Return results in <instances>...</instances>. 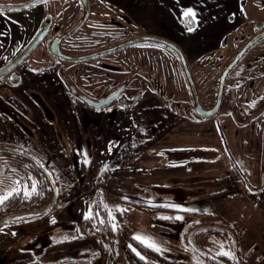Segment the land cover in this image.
Instances as JSON below:
<instances>
[{
	"label": "rangeland",
	"instance_id": "rangeland-1",
	"mask_svg": "<svg viewBox=\"0 0 264 264\" xmlns=\"http://www.w3.org/2000/svg\"><path fill=\"white\" fill-rule=\"evenodd\" d=\"M27 1L0 0V4ZM42 2L54 7L47 15L58 24L52 32L64 30V25L76 16V23L86 16L84 24L62 42V50L69 55L113 47L138 36L165 39L196 53L203 49L201 54L205 53L195 57L192 54L187 61L204 107L213 103L218 77L227 62L257 32L259 24L264 27V0L237 2L240 6H235L234 11L242 21L232 18L235 28L222 38L213 29L196 33L179 30L175 18L179 5H167L165 13H158L161 6L154 5L157 0H87L86 12L85 8L79 9L77 0ZM211 2L208 0L207 5ZM193 5L198 16L207 15L204 0L193 1ZM231 7L229 3L227 11ZM223 11L218 5V13ZM146 14L155 17L149 22L157 23L160 29H149ZM49 39L42 38L16 68L0 76V191L15 186L17 180H27L30 189L31 177L39 181L45 174L54 195L52 203L40 212H18L0 224V264H128L124 249L134 232L149 234L163 245L162 252H158L167 260L163 264H197V259L205 263L208 256L217 255L219 241H227L224 247L235 253L237 259L228 257L232 263L264 264V186L252 191L256 187L252 185H259V176H264V108L247 114L254 104L264 101V36L244 52L227 74L224 89L231 92L227 107L224 105L212 119H202L201 123L193 113L180 60L165 43L145 39L105 53L65 59L44 49ZM135 94L174 98L164 103L169 108H165L168 132L165 133L164 118L152 119L157 123L147 128L152 136V141L144 143L148 155L140 159L150 165L163 164L165 157L156 150L187 146L185 153L169 156L172 160L185 158L187 163L183 169H170L165 175L159 167L148 168L145 177H136L143 179L140 182L151 181L154 185L165 180L163 187L148 194L155 203L130 198L128 201L134 205L125 206L126 217L116 218V230L109 222H97L87 231L83 222L84 238L80 239L76 231L89 203L99 202L101 197L110 206L119 203L111 190H95L92 182L108 177L112 163L124 153L122 129L127 130L130 122L112 112V102L88 106L82 100L132 98ZM152 115L161 116L155 111ZM85 150L90 158L87 161ZM83 162L87 166L84 170ZM105 163L108 166L102 172ZM227 171L234 175L233 179L225 175ZM231 182L233 191L227 193ZM168 202L183 203L199 211L182 212L184 220L165 219L158 215L159 211H150L162 209L174 216L176 210L164 206ZM64 236L73 238L60 239ZM194 255L197 259H193ZM145 264L161 263L148 259Z\"/></svg>",
	"mask_w": 264,
	"mask_h": 264
},
{
	"label": "crops",
	"instance_id": "crops-1",
	"mask_svg": "<svg viewBox=\"0 0 264 264\" xmlns=\"http://www.w3.org/2000/svg\"><path fill=\"white\" fill-rule=\"evenodd\" d=\"M156 1V0H155ZM193 1L197 0H157V2L154 5H159L161 6L160 11L158 13H165V8L167 5L175 4L179 5V9L177 10V15H176V22L179 26L178 29H184L189 31L188 29L190 27L193 28L192 33H196L199 31H204L206 29H213L219 32L218 38H222L226 35L227 32L233 30L235 28V24H231L232 18H237V20L240 22L242 21L241 18L242 16L240 14H236L234 11L235 6H239L237 4L241 3V0H212L210 5H207L208 0H204V6H205V11L207 15L199 16V20L196 22V26H193L192 24L187 26L182 18L184 17L180 11L182 7H194ZM199 1V0H198ZM236 2V3H235ZM232 5V7L227 11V5ZM190 4V5H189ZM218 5H221L223 8V12L218 13ZM162 6L164 7L162 9ZM169 8V7H168ZM43 8L38 6L29 10L21 11V12H6L3 13L0 12V65L6 62L15 52L21 48L31 37L33 32L36 30V28L39 26L42 17L44 16L43 14ZM15 18V19H14ZM155 18V17H153ZM152 17H148L146 14V22L149 24V29H160V27H156L157 23L152 24L149 22V20L153 19ZM166 19V18H165ZM239 23H236V25ZM158 26V25H157ZM162 33V32H161ZM9 48V50L6 52V49ZM200 49L198 53L193 50H190L188 48H183V51L185 53L186 58L188 59V56H200L201 54ZM205 53V51H202V54ZM3 54L5 56L3 57ZM197 54V55H196ZM201 54V55H202ZM194 60V59H193ZM189 61V60H188ZM112 98V97H110ZM123 100H127V104L122 103V102H115L113 101L115 99L112 98V100L108 103H114L111 106L110 109L113 108L112 112L115 111L114 113L118 114L117 117L123 118V119H128L130 122H128V129L123 130V134L121 136V139L123 140L122 143L125 146L124 148V153L122 155H116L117 160L112 163V171L110 170V173L108 174V177L105 176L104 180L103 177L101 179H93V185L95 187V190H111L113 193V196L116 198L115 200H118V204L128 206L132 203H130L128 200H124V196H128L130 198H139L141 202L146 204V196L150 197L151 192L153 190H157L156 188L163 187L165 185V180L159 181L152 184L151 181L147 182H140L139 180L143 179H137L136 177H145V171L148 172L150 168L154 167H159V172L160 173H170V169H176L180 170L183 169L185 164L187 163V159H171L169 156L171 154L176 155L179 152H184L187 150V146H179V147H174V148H165L161 150H156L157 152H160L161 156L165 157V163H160V164H146L144 163V159H140L141 156H144L147 154L146 148L144 143L148 141H152V136L151 133L148 131V127L150 124L155 123L153 125H156L157 122H153L152 119H162L164 118V123H165V133L168 132L167 126H168V118L165 119V108L169 110L168 106H165L164 103H167L169 101H174V98H164L162 95H153V96H141V95H134L132 98H127V97H121ZM190 101V100H189ZM107 103V104H108ZM154 103V105H153ZM158 103V104H157ZM105 104V105H107ZM123 105V107H121ZM155 112L160 113V117H154L152 114ZM193 111V110H192ZM113 113V115H114ZM193 113H195L193 111ZM196 115V113H195ZM198 123H201L202 119L196 115ZM132 119V121H131ZM209 118H205L203 120H206ZM152 121V122H151ZM149 123V125H147ZM132 124H134L135 128H132ZM131 125V127H130ZM219 134L222 135L220 132ZM134 152H138L136 155L132 154ZM159 154V153H158ZM159 154V155H160ZM148 155V154H147ZM132 156V158H130ZM126 158V162L124 161ZM99 158L96 157V160ZM199 159V158H198ZM194 161V159H192ZM200 161V159H199ZM198 162V161H196ZM195 162V163H196ZM119 165V167H116ZM231 166V165H230ZM86 164H82V169L84 170L86 168ZM111 168V167H110ZM149 168V169H148ZM166 171V172H165ZM241 170L238 169V174L241 173ZM137 172H140L141 175L137 174ZM158 172V173H159ZM229 178L234 177V175H228V171L226 174ZM240 180L243 182L244 176L242 174L240 175ZM232 183H230V188L226 192L231 193L233 191L232 189ZM112 186V188H109ZM167 188V186L165 187ZM125 191H128V194L124 193ZM149 194V195H148ZM167 194V193H166ZM54 196V195H53ZM134 196V197H133ZM53 201V199H52ZM162 201H159V203ZM52 203V202H51ZM134 205V204H132ZM136 206V205H135ZM138 207V206H137ZM141 207V206H140ZM142 208L147 209V207L142 205ZM113 215L116 218H122L126 217L125 215L127 214L128 210H125L123 212L120 211L118 213V210H112ZM150 211H159V213H163L165 216H170L171 213L166 210H150ZM107 211L102 209L101 210V215L107 217ZM116 212V213H115ZM134 212V210H133ZM166 219V218H165ZM84 217H82L79 221L80 229L76 232L77 236L80 239H83L84 235L83 234V228H82V223H83ZM107 222V220H106ZM43 244V243H42ZM38 245V246H37ZM53 242L49 243V248H53ZM37 249H39V244L36 243Z\"/></svg>",
	"mask_w": 264,
	"mask_h": 264
},
{
	"label": "water",
	"instance_id": "water-1",
	"mask_svg": "<svg viewBox=\"0 0 264 264\" xmlns=\"http://www.w3.org/2000/svg\"><path fill=\"white\" fill-rule=\"evenodd\" d=\"M38 1H41V0H30V1H28L22 5H8V4H6V5H0V6H3V9H19V8L25 7V5H31V4L38 2ZM258 26L261 27L262 24H259ZM70 31L71 30L66 31L64 34L57 35V36L53 37V39L50 43V48H49V51L52 54L59 56V57L68 58V59H77V58L89 57V56L95 55L99 52H107V51H110L112 49H116L115 47H119V46H122L125 44H129L132 42L145 40V39L146 40L150 39V40L160 41V42H163L166 45L170 46L175 51V53L177 54V56L180 60V63L182 65V69H183L185 77L187 79V83H188V86H189V89L191 92V96H192L193 110L201 118H211L212 116H214L217 113V111L220 109V106H221V101H222V97H223V90H224V83H225V79H226L227 74L232 69V67L237 63V61L241 58V56L244 54V52L253 43H255L258 39H260L261 37L264 36V28H263L260 31L256 32L254 35H252L250 38H248V40L243 44V46L241 48H239V50L235 53V55L232 57V59L222 69V71L218 77L217 91H216V96H215V100H214L213 104L210 107H204L202 105L200 99H199V96H198V93L196 90V86L194 84L191 72H190L189 67H188V61H187V58L185 56V53L182 50V48L179 47L174 42H171V41H168L165 39H161L158 37H153V36H138V37L126 40L124 42H121V43L113 46V48H104L103 50H100V51H94V52H90L87 54H81V55H72V54L69 55V54H65L60 49L59 44H60V41L62 40V38L64 36H66L67 34H69ZM40 38H41V33H38L17 54H15L6 63H4L2 66H0V76L3 73H6V72L10 71L11 69L15 68L23 59H25L27 57V55L37 45ZM111 100H112V98H105V99L99 100L98 102L90 101V100H86V101L92 106H102V105L107 104ZM3 149H5V148H3ZM43 209H45V207L42 209L36 210V211L40 212Z\"/></svg>",
	"mask_w": 264,
	"mask_h": 264
},
{
	"label": "snow or ice",
	"instance_id": "snow-or-ice-1",
	"mask_svg": "<svg viewBox=\"0 0 264 264\" xmlns=\"http://www.w3.org/2000/svg\"><path fill=\"white\" fill-rule=\"evenodd\" d=\"M29 6H31V5H25V7H29ZM180 11H181L182 15L185 18H187V20H186L187 23H190L193 26H196V22L199 20V16H198V12H197L196 8L191 7V6L182 7L180 9ZM0 12H3V6H0ZM188 30L191 31V30H193V28L190 27ZM33 70L39 71L40 69H33ZM113 95H115V93H113ZM121 107H123V105H121ZM110 148H111V145H110ZM84 156L86 158V161L90 159L87 156L86 150L84 152ZM36 163L38 165H40V167H42V168L44 167V165L41 161L37 160ZM107 166H108L107 163H105V165L102 166L101 171L103 172L107 168ZM116 167H119V165H117ZM47 175L50 177L51 172H48ZM29 176L31 177V174H29ZM30 182H31V188L30 189H29L27 180H25V181L17 180L15 183V186H13L9 189H5V190L0 191V203L6 201L8 198L12 197L14 194L18 195L21 191H23L25 196L30 197L32 195V193L38 191L37 185H38L39 181L35 177H31ZM53 183H55V181H53ZM123 199L128 200V199H130V197L124 196ZM146 202L149 204L155 203V201L153 200L152 197H147ZM164 206L176 210L174 216H165L163 213L158 214V215H161L163 218H166L169 220H171V219L184 220L185 217L181 214L182 212H184V211H199V209L190 208L183 203H177V202H168ZM113 207L115 209H117L118 211H121V212L127 210L124 205H120V204L110 206L108 203H105L103 201V198L101 197V200L99 202L93 200L91 203L88 204L86 210L83 212V217L85 220H91L92 223H94V224L97 223V221L100 224H104L107 220V222H109L111 224L112 230H116L118 225L115 223L116 217L113 215V211H112ZM101 209H104L107 211V217L101 215ZM204 211L207 212L208 209H204ZM52 221L55 222V217H52ZM197 223H199V221H197ZM0 230H2V229H0ZM81 235H83V234L81 233ZM132 236H133V239L135 241H139L145 247H148V248H150L156 252H162L163 245L160 244L159 242H157L155 237H153L149 234L141 233V232H134L132 234ZM72 238L73 237L64 236V237H61L60 239H72ZM189 239L191 240L192 237L190 236ZM218 243H219L220 247H219V251L217 252V255L223 254L224 256L230 257L233 260L237 259L235 256V253L230 248L224 247V244H226L227 241H219ZM232 243H235V241H232ZM128 246L141 259H143L145 261L148 260V257L144 256L143 253L141 251H139L136 247H134L131 242L129 243ZM193 248L195 251L194 245H193ZM193 259H197V257L194 255ZM213 259H215V257H213ZM197 264H204V261L197 259Z\"/></svg>",
	"mask_w": 264,
	"mask_h": 264
},
{
	"label": "trees",
	"instance_id": "trees-1",
	"mask_svg": "<svg viewBox=\"0 0 264 264\" xmlns=\"http://www.w3.org/2000/svg\"><path fill=\"white\" fill-rule=\"evenodd\" d=\"M182 20L187 26L191 25L190 23L186 22L187 18L183 17ZM224 101L226 102L225 99ZM37 188L38 191L34 192L33 195H31L30 197L24 196L20 192L18 195L14 194L6 201L0 203V224L4 222L5 218H7L12 214L27 211L28 209L42 208L52 202L53 187L50 184V180L45 174H42V178L39 180ZM83 222L85 224V227L86 226L88 227L87 231H89V227L93 226L92 221L84 219ZM110 229L111 228L108 227V232L112 235L113 232ZM130 242L133 244L134 247H136L139 251H141L144 256H147L148 259L154 260L155 262H159L161 264L167 262V260L164 257H162L158 252L148 247H145L139 241H135L133 237H130L129 243ZM128 245L125 246L124 249V257L127 260L128 264H145V260L137 256L135 252H133ZM213 257H215V259H213ZM204 264H234V263H232L230 258H228L227 256L220 254L215 256H208Z\"/></svg>",
	"mask_w": 264,
	"mask_h": 264
},
{
	"label": "flooded vegetation",
	"instance_id": "flooded-vegetation-1",
	"mask_svg": "<svg viewBox=\"0 0 264 264\" xmlns=\"http://www.w3.org/2000/svg\"><path fill=\"white\" fill-rule=\"evenodd\" d=\"M28 1H30V0H28ZM27 1V2H28ZM77 1H79L80 2V8L79 9H84V11L86 12L87 11V0H77ZM39 2V3H38ZM38 2H35V3H33V4H31V6H29V7H22V8H19V9H3V12H2V14L3 13H6V12H21V11H25V10H29V9H32V8H35V7H38V6H40V7H42L43 8V14H44V16L42 17V19H41V22H40V24H39V26L36 28V30L33 32V34L31 35V37H30V39L21 47V48H19L16 52H15V54L16 53H18L35 35H37L38 33H41V38H40V40H39V42L37 43V45L40 43V41L42 40V38H44V37H50V39L49 40H46V42H45V47L46 48H44L46 51H48L51 55H53V56H55V57H59V56H56V55H54V54H52L50 51H49V48H50V43H51V41H52V39H53V37H55V36H57V35H61V34H64L66 31H69V30H74V29H76V28H79L82 24H84V22L86 21V16H85V18L83 17L82 19H81V21L80 22H78V23H76L75 22V20H77V18H78V16H76L74 19H71L70 21V23L68 24V25H64V27L66 28V30H65V28H64V30L62 29V31L60 30V29H55V31H51V29H52V27H56L58 24L53 20V18L51 17H48L49 15H50V13H52V11H53V9H54V7H52L51 5H46L45 3H40V1H38ZM24 3H26V2H24ZM24 3H22V4H24ZM22 4H19V3H17V4H8V5H22ZM0 5H6V4H0ZM48 15V16H47ZM15 19V18H14ZM75 25V26H74ZM71 26H74V28H72V29H70L71 28ZM264 27L263 26H261L258 30H257V32L258 31H260L261 29H263ZM58 30H60L59 32H58ZM71 31H70V33H71ZM69 33V34H70ZM69 34H67L66 36H64L63 38H62V40L60 41V44H59V47H60V49L62 50V42H63V40L69 35ZM121 43V42H120ZM119 44V43H118ZM117 45V44H116ZM123 46V45H122ZM119 47H121V46H119ZM119 47H115L116 49L117 48H119ZM35 48V47H34ZM105 48H113V47H110V46H108V47H105ZM104 48H99V49H94V50H92V51H90V52H93V51H100V50H103ZM9 50V48H7L6 49V52ZM112 50H115V49H112ZM63 51V50H62ZM111 51V50H110ZM64 52V51H63ZM108 52V51H107ZM65 53V52H64ZM89 53V52H88ZM99 53H103V52H99ZM105 53V52H104ZM66 54V53H65ZM98 54V53H97ZM81 55V54H80ZM234 56V55H233ZM13 57V56H12ZM59 58H64V57H59ZM231 58V57H230ZM229 58V59H230ZM65 59H68V58H65ZM228 59V60H229ZM232 59V58H231ZM230 59V60H231ZM24 60V59H23ZM22 60V61H23ZM229 62V61H228ZM227 62V63H228ZM5 63V62H4ZM3 63V64H4ZM2 64V65H3ZM49 65V67H51V66H53L52 64H48ZM47 65V66H48ZM18 66V65H17ZM16 66V67H17ZM15 67V68H16ZM14 69V68H13ZM13 69H11L10 71H8V72H6V73H3V74H7V73H10ZM217 82H218V80H217ZM216 91H217V87H216ZM230 91L229 90H227V91H225V89L223 90V97H222V101H221V106H220V108H222V107H224V103H225V106L227 107V104H228V101H229V95H230ZM216 96V95H215ZM103 99H105V98H103ZM224 99L226 100V102L224 101ZM101 100V99H100ZM214 100H215V98H214ZM113 101H115V102H122V103H128L127 102V100H123L120 96L119 97H115V99L113 100ZM82 102L84 103V104H86V105H88V106H92V105H90L87 101H86V99H84V100H82ZM95 102H98V101H95ZM214 102V101H213ZM213 104V103H212ZM211 104V105H212ZM210 105V106H211ZM209 106V107H210ZM236 107H237V105H235ZM234 106V111L236 112V113H238V109H236V107ZM263 109L264 108V101L262 100V101H260V102H258L257 104H254L248 111H247V114L248 115H250V112L251 113H253V112H255V110H257V109ZM231 109V108H230ZM218 112V111H217ZM200 117V116H199ZM201 118V117H200ZM202 119V118H201ZM209 119H212V118H209ZM3 150H5V149H3ZM230 158V157H229ZM263 161H264V159H263ZM230 162L233 164L234 163V161H233V159H232V157H231V160H230ZM234 165V164H233ZM258 184L259 185H252V187H255V189H253L252 191L253 192H257V191H260V190H262V186H264V176H262L261 177V175L259 176V180H258ZM52 199H53V197H52ZM50 204V203H49ZM45 207V206H44ZM44 207H42V208H44ZM37 210H39V209H41V208H36ZM28 210H35V208L34 209H28Z\"/></svg>",
	"mask_w": 264,
	"mask_h": 264
}]
</instances>
